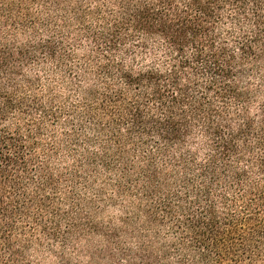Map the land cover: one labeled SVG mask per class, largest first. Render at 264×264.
Returning a JSON list of instances; mask_svg holds the SVG:
<instances>
[{"label":"trees","instance_id":"1","mask_svg":"<svg viewBox=\"0 0 264 264\" xmlns=\"http://www.w3.org/2000/svg\"><path fill=\"white\" fill-rule=\"evenodd\" d=\"M0 264H264V0H0Z\"/></svg>","mask_w":264,"mask_h":264}]
</instances>
